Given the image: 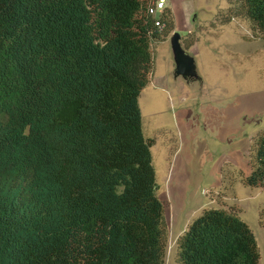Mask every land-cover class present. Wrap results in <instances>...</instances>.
<instances>
[{"label": "trees", "instance_id": "16d2710c", "mask_svg": "<svg viewBox=\"0 0 264 264\" xmlns=\"http://www.w3.org/2000/svg\"><path fill=\"white\" fill-rule=\"evenodd\" d=\"M154 1L0 0V264H164L138 101L151 41L174 27ZM236 1L223 22L242 13L264 31V0ZM252 139L241 180L264 189V127ZM178 243L179 264H261L232 208H203Z\"/></svg>", "mask_w": 264, "mask_h": 264}, {"label": "rangeland", "instance_id": "374dc122", "mask_svg": "<svg viewBox=\"0 0 264 264\" xmlns=\"http://www.w3.org/2000/svg\"><path fill=\"white\" fill-rule=\"evenodd\" d=\"M171 1L165 0L168 8ZM179 1L185 20L166 32L179 31L184 48L192 46L186 51L200 79L174 77L168 41L154 46L152 40L155 78L166 73V84L146 85L138 97L143 133L155 138L150 150L164 205V264H179L180 234L203 208L220 204L238 207L264 264V189L241 180L251 168L252 137L264 127V31L242 13L223 22L222 12L236 0ZM224 169L231 172L224 173L226 187ZM230 190L235 201L225 196Z\"/></svg>", "mask_w": 264, "mask_h": 264}, {"label": "crops", "instance_id": "0c3cea01", "mask_svg": "<svg viewBox=\"0 0 264 264\" xmlns=\"http://www.w3.org/2000/svg\"><path fill=\"white\" fill-rule=\"evenodd\" d=\"M171 3L174 5V6H172V4H171V10H172V15H173V19H174V24H175V27L174 28H177L178 26L177 25H182V23H183V21L185 20V17H184V15H185V12H184V10H183V8H182V5L180 4V1L179 0H172L171 1ZM177 26V27H176ZM166 34V35H165ZM171 34V33H170ZM170 34L168 35L167 34V32L166 31H161V32H159V34L156 36V37H154L153 38V43H154V46H155V44H156V42H164V44H165V40L166 41H168V44H169V48H170V42H169V39L167 40V37L169 36L170 37ZM160 37V38H159ZM182 37V36H181ZM191 47L192 46H189L188 48H185V49H187L188 51H190L191 50ZM150 48H151V45H150ZM170 51H171V49H170ZM196 51L197 50H194L193 52H192V54H194V53H196ZM191 53V52H190ZM166 60H167V63H168V65H170V64H173L174 65V61H173V58H172V53H171V55H170V57H169V55H168V57L166 58ZM155 68H156V66H155V58H153V67H152V71H151V74H150V78H149V80H148V82L146 83V85H149V84H151L152 86H155V85H157V84H161V85H165L166 84V82L164 81V79H165V77L167 78V74L166 73H164V75L162 76L161 74H159L156 78H155V73H156V71H155ZM174 74V73H173ZM199 75V74H198ZM174 77H177V76H174ZM187 82H189V81H192V80H194V79H200V76L198 77V78H184ZM145 85V86H146ZM144 86V87H145ZM143 87V88H144ZM142 88V89H143ZM142 89H141V91H142ZM141 91H140V94H141ZM149 137H153V139H154V141H155V138H154V136H149ZM154 141H153V143H154ZM252 142V141H251ZM152 143V144H153ZM151 144V145H152ZM250 145H251V143H250ZM151 147V146H150ZM250 148V147H249ZM151 156H152V153H151ZM251 166V165H250ZM251 169V168H250ZM155 173H156V171H155ZM156 183H157V180H156ZM225 196H230L231 198H232V200L233 201H235L237 198V194H236V191L235 190H230V191H228V193L226 192V195ZM234 204H236L235 202H234ZM240 204V203H239ZM218 206H224V207H227V205H223V204H220V205H218ZM239 206V205H238ZM227 208H232L233 210H235L237 213H238V207L236 208V206L235 207H227ZM203 210V209H202ZM240 216V215H239ZM241 217V216H240ZM259 223H260V220H259ZM260 225L262 226V224L260 223ZM262 228H263V226H262ZM263 231H264V228H263Z\"/></svg>", "mask_w": 264, "mask_h": 264}, {"label": "water", "instance_id": "95a60500", "mask_svg": "<svg viewBox=\"0 0 264 264\" xmlns=\"http://www.w3.org/2000/svg\"><path fill=\"white\" fill-rule=\"evenodd\" d=\"M170 49L174 61V76L198 78L194 57L181 44V34L174 30L169 37Z\"/></svg>", "mask_w": 264, "mask_h": 264}, {"label": "built area", "instance_id": "2783aa9c", "mask_svg": "<svg viewBox=\"0 0 264 264\" xmlns=\"http://www.w3.org/2000/svg\"><path fill=\"white\" fill-rule=\"evenodd\" d=\"M166 7L165 0H155L152 5L149 6L148 12L151 13L154 17H157L159 13ZM156 25H161L159 19L155 21Z\"/></svg>", "mask_w": 264, "mask_h": 264}]
</instances>
